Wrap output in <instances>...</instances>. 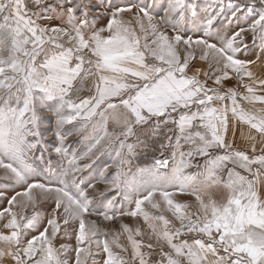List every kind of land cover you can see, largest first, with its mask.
<instances>
[{"label": "snow or ice", "instance_id": "1", "mask_svg": "<svg viewBox=\"0 0 264 264\" xmlns=\"http://www.w3.org/2000/svg\"><path fill=\"white\" fill-rule=\"evenodd\" d=\"M0 264H264V0H0Z\"/></svg>", "mask_w": 264, "mask_h": 264}, {"label": "rangeland", "instance_id": "2", "mask_svg": "<svg viewBox=\"0 0 264 264\" xmlns=\"http://www.w3.org/2000/svg\"><path fill=\"white\" fill-rule=\"evenodd\" d=\"M197 2L201 5L202 10L204 7H209L215 3V0H197Z\"/></svg>", "mask_w": 264, "mask_h": 264}]
</instances>
